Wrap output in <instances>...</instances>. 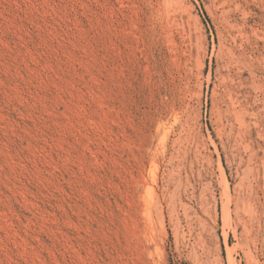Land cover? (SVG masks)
<instances>
[{
    "label": "rangeland",
    "instance_id": "obj_1",
    "mask_svg": "<svg viewBox=\"0 0 264 264\" xmlns=\"http://www.w3.org/2000/svg\"><path fill=\"white\" fill-rule=\"evenodd\" d=\"M160 1L0 0V264H264V0Z\"/></svg>",
    "mask_w": 264,
    "mask_h": 264
},
{
    "label": "bare ground",
    "instance_id": "obj_2",
    "mask_svg": "<svg viewBox=\"0 0 264 264\" xmlns=\"http://www.w3.org/2000/svg\"><path fill=\"white\" fill-rule=\"evenodd\" d=\"M166 1H167V0H166ZM172 1L174 2V0H172ZM161 2H162V0L160 1V3H161ZM169 3H170V1H169ZM171 4H172V3H171ZM150 5H151V4H150ZM161 5H162V3H161ZM166 6H167V5H166ZM160 7H162L161 9H163V5L160 6ZM169 7H170V6H169ZM172 7H173V6H172ZM159 9H160V8H159ZM170 10H171V8H170ZM159 11H160V10H159ZM160 12H161V11H160ZM160 12H159V13H160ZM164 12H165V11H164ZM166 14H167V12H166ZM162 15H163V14H162ZM164 15H165V13H164ZM240 47H241V46H240ZM230 49H231V48H230ZM228 50H229V49H228ZM232 50H233V49H232ZM231 53H232V52H231ZM231 53H230V55H231ZM235 53H236V52H235ZM240 53H241V52H240ZM238 55L241 57L240 54H238ZM226 56H227V55H226ZM228 56H229V55H228ZM228 56H227V57H228ZM236 56H237V55H236ZM239 56H238V58H240ZM236 58H237V57H236ZM227 59H229V58H227ZM228 61H232V62H233L232 59H231V60H228ZM228 61H227V62H228ZM238 61H239V60H238ZM241 61H242V59H241ZM236 62H237V61H236ZM245 62H246V61H245ZM250 62H251V61H250ZM237 63H239V62H237ZM246 63H247V62H246ZM225 64H226V61H225ZM229 64H230V63H229ZM247 64L249 65V63H247ZM226 65H227V64H226ZM230 65L233 66L232 64H230ZM234 65H236V63H235ZM237 65H238V64H237ZM244 65H245V64H244ZM231 66H229V67H231ZM242 66H243V65H242ZM239 67H240V66H239ZM245 67H246V65H245ZM248 67H249V66H248ZM248 67H247V68H248ZM251 67H252V65H251ZM226 68H227V67H226ZM236 68H237V67H236ZM230 69H232V67H231ZM234 69H235V67H234ZM243 69H244V68H243ZM167 70H168V69H167ZM235 70H236V69H235ZM241 70H242V69H241ZM232 71H233V70H232ZM247 71H248V70H247ZM249 71H250V69H249ZM228 72H229V71H228ZM250 72H253V71H250ZM250 72H249V73H250ZM254 73H255V72H254ZM225 74H227V73H225ZM229 74H230V73H229ZM232 74L235 75V73H231L230 75H232ZM236 74H237V73H236ZM233 75H232V76H233ZM238 75H239V74H238ZM251 75H252V73H251ZM221 76H222V75H221ZM228 76H229V75H228ZM252 76H253V75H252ZM223 77H225V76L223 75ZM237 77H238V76H237ZM243 77H244V76H243ZM232 78H233V77H232ZM224 79H225V78H224ZM227 79H228V77H227ZM234 79H235V78H234ZM234 79H233V80H234ZM242 79H243V78H242ZM249 79H250V78H249ZM255 79H256V78H255ZM222 80H223V78H222ZM225 80H226V79H225ZM225 80H224V81H225ZM229 80H230V79H229ZM235 80H236V79H235ZM237 81H238V80H237ZM226 82H227V81H225V83H226ZM228 82H229V81H228ZM235 82H236V81H235ZM242 82H243V81H242ZM255 82H256V81H255ZM221 83H223V82L221 81ZM243 83H245V82H243ZM247 83H248V82H247ZM256 83H257V82H256ZM259 83H260V82H259ZM259 83H258V84H259ZM253 84H254V82H253ZM261 84H262V83H261ZM223 85H224V84H223ZM233 85H234V84H233ZM246 85H247V84H246ZM248 85H249V84H248ZM235 86H237V83H236ZM238 86H239V85H238ZM238 86H237V87H238ZM253 86H254V85H253ZM258 86H259V85H258ZM225 87H226V86H225ZM227 87H228V86H227ZM227 87H226V88H227ZM230 87H231V85H230ZM240 87H241V86H240ZM223 88H224V87H223ZM238 88H239V87H238ZM254 88H255V87H253L252 89L254 90ZM257 88H258V87H257ZM257 88H256V89H257ZM260 88H261V87H260ZM245 89H247V88H245ZM167 90H168V89H167ZM223 90H224V89H223ZM226 90H227V89H226ZM234 90H235V89H234ZM239 91H240V90H239ZM242 91H243V90H242ZM242 91H240V92L242 93ZM248 91H249V90H248ZM251 91H252V90H251ZM251 91H250V92H251ZM229 92H230V91H229ZM237 92H238V91H237ZM237 92H236V93H237ZM255 92H256V91H255ZM255 92H254V93H255ZM223 93H224V92H223ZM227 93H228V92H227ZM234 93H235V92H234ZM244 93H245V92H244ZM262 93H263V92H262ZM246 94H247V92H246ZM246 94H245V95H246ZM251 94H253V93H251ZM224 95H225V94H224ZM226 95H227V94H226ZM226 95H225V96H226ZM230 95H232L231 92H230ZM237 95H238V94H237ZM237 95H236V96H237ZM240 95H241V94H240ZM257 95H258V94H257ZM227 96H228V95H227ZM253 96H254V95H253ZM229 97L232 98L233 96H229ZM229 97H228V99H229ZM251 97H252V96H251ZM255 97H256V96H255ZM234 98H236V97H234ZM256 99H257V98H256ZM224 100H226V99H224ZM231 100H232V101H237V102H236L237 104L239 103V100H233V99H231ZM242 100H243V99H242ZM247 100H248V99H247ZM182 101H183V100H182ZM249 101H250V100H249ZM226 102H227V101H226ZM233 103H234V102H233ZM242 103H243V102H242ZM229 104H231V103H229ZM248 104H249V103H248ZM251 104H252V103H251ZM231 105H232V104H231ZM241 105H242V104H241ZM245 105H246V104H245ZM252 105H253V104H252ZM173 106H174V105H173ZM243 106H244V105H243ZM234 107H235V106H234ZM234 107H233V108H234ZM174 108H175V107H174ZM181 108H182V107H181ZM228 108H230V107H228ZM228 108H227V109H228ZM231 108H232V106H231ZM233 108H232V111H235L236 109L234 110ZM235 108H236V107H235ZM241 108H242V107H241ZM241 108H239V109H241ZM242 109H243V108H242ZM172 110H173V109H172ZM229 110H230V109H229ZM237 110H238V109H237ZM245 110H246V109H245ZM245 110H243V111H245ZM251 110H252V109H251ZM243 111H242V112H243ZM248 111H249V110H248ZM248 111H247V112H248ZM230 112H231V110H230ZM252 112H253V114H254V111H252ZM172 114H173V113H171V115H172ZM236 114H237V111H236ZM242 114H243V113H242ZM233 115H235V114H233ZM238 115H239V114H238ZM249 115H250V114H249ZM172 116H173V115H172ZM231 116H232V113H231ZM234 117H235V116H234ZM236 117H237V116H236ZM239 117H240V116H239ZM252 117H255V116H252ZM256 117H257V116H256ZM245 118H246V117H245ZM250 119H251V118H250ZM232 120H233V119H232ZM237 120H238V118H237ZM243 120H244V118H243ZM247 120H248V119H247ZM242 122H246V121L244 120V121H242ZM237 123H238V121H237ZM238 125H239V124H238ZM240 125H241V124H240ZM245 126H246V125H245ZM242 127L244 128V126L241 125V126H240V130H241ZM238 128H239V127H238ZM160 129H161V128H160ZM242 131H243V130H242ZM239 134H240V133H239ZM243 134H244V133H243ZM239 136H241V135H239ZM162 146H163V145H162ZM166 150H167V149H166ZM166 150H165V151H166ZM173 160H174V159H173ZM170 161H171V160H170ZM173 172H174V171H173ZM167 189H168V188H167ZM169 193H170V192H169ZM166 194H167V193H166ZM166 194H165V195H166ZM165 195H164V196H165ZM168 196H169V195H168ZM171 196H172V195H171ZM173 196H174V195H173ZM225 198H226V197H225ZM242 198H243V197H242ZM168 199H169V198H168ZM174 199H175V197H174ZM171 200H172V199H171ZM241 200H242V199H241ZM168 201H169V200H168ZM174 201H175V200H174ZM246 201H247V200H246ZM244 202H245V201H244ZM249 202H250V200H249ZM249 202H248V203H249ZM171 203H172V201H171ZM233 203H234V202H233ZM235 203H236V202H235ZM237 203H238V202H237ZM242 203H243V202H242ZM246 204H247V203H246ZM246 204H244V205H246ZM249 204H250V203H249ZM238 205H239V204H238ZM250 205H252V203H251ZM237 207H238V206H237ZM244 207H245V206H244ZM246 207H247V206H246ZM251 207L253 208V206H251ZM251 207H250V208H251ZM226 208H227V207H226ZM235 208H236V207H235ZM250 208H249L248 210H250ZM173 209H174V208H173ZM237 209H238V208H237ZM240 209H241V207H240ZM244 210L246 211L245 208H244ZM244 210H242L243 213H244ZM252 210H253V209H252ZM252 210H251V211H252ZM251 211H250V212H251ZM254 211H255L254 213H256V209H255ZM246 212H248V211H246ZM248 213H249V212H248ZM251 213H253V212H251ZM254 213H253V215H254ZM226 214H227V213H226ZM229 215H230V214H229ZM248 215H250V214H248ZM256 215H257V214H256ZM260 215H261V214H260ZM244 216H245V215H244ZM262 216H263V214H262ZM254 217H255V216H254ZM256 217H257V216H256ZM258 217H259V215H258ZM250 218H252V217H250ZM250 218H249V219H250ZM260 218H261V216H260ZM262 220H263V219H262ZM249 221H250V220H249ZM251 221H252V220H251ZM239 222H240V221H239ZM246 222H248V221H246ZM253 222H254V221H253ZM263 223H264V222H263ZM243 224H244V221H243ZM246 224H247V223H246ZM259 225H260V224H259ZM242 226H243V225H242ZM245 226H246V225H245ZM252 226H253V225H252ZM252 226H251V227H252ZM259 227H260V226H259ZM176 229H177V228H176ZM246 229H247V228H246ZM246 229H245V230H246ZM249 229H250V228H249ZM249 229H247V230H249ZM261 229H262V228H261ZM258 230H259V228H258ZM259 231H260V230H259Z\"/></svg>",
    "mask_w": 264,
    "mask_h": 264
}]
</instances>
